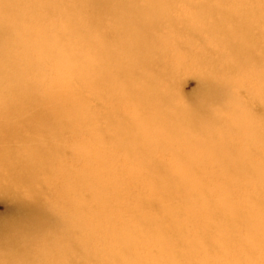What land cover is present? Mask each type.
Wrapping results in <instances>:
<instances>
[{"label":"bare ground","instance_id":"bare-ground-1","mask_svg":"<svg viewBox=\"0 0 264 264\" xmlns=\"http://www.w3.org/2000/svg\"><path fill=\"white\" fill-rule=\"evenodd\" d=\"M149 1L135 6L125 0H0V120L13 119L22 126H32L12 132L19 134V141L23 133L26 137L18 143L34 152L21 173L8 175L2 183L7 185V198L22 205L19 211L28 213L21 221L0 223L2 251H25L38 264H141L132 249L158 246L167 256L162 264H199L194 259L206 256L202 251L217 255L220 249L225 257L232 255L228 251H241L240 259L233 258L240 264L264 262V167L247 160L253 142L242 136L264 123V93L261 89L254 98L247 99L246 105L239 106L235 97L241 99L231 90L242 92L251 78L241 69L255 61L253 45L259 34L254 22L245 10L233 15L204 7L208 16L219 12L207 32L234 59L235 64L228 65L227 70L236 82L215 85L202 77L197 92L191 96L195 108H177L171 100L173 93L178 94V81L164 80L170 78L165 74L169 56L159 48L162 44L174 48V41L165 39L172 35L189 43L188 39L198 38V30L191 26L192 16L176 22L165 15L170 8L184 7L189 0ZM39 11L46 20L51 16L63 19L65 28L57 31L40 25L36 15ZM203 13L202 10L194 19L201 20ZM105 18L111 24L108 34L89 39L87 34L105 25ZM74 46L83 49L87 57L70 60L69 52ZM34 57L54 59L65 72L64 85L66 79H74L79 90L85 88L95 98L99 90L113 92L114 97L107 103H123L115 96L119 95L134 111L129 113L126 107L118 120L108 118L106 129L100 130L76 116L84 107L70 96L45 93L34 97L26 79L34 69ZM174 58L181 68L191 66L176 55ZM196 65L203 63L196 61ZM137 84L141 85L139 90L134 89ZM224 91L232 94V104L219 107L227 113L224 119L214 118L206 105L211 101L221 103ZM224 121L231 122V136L242 139L239 150L218 132ZM60 131L88 134L84 139L88 146L78 149L79 144H74V152L68 151L65 140H60L66 133ZM107 142L115 152L134 159L137 170H131L132 176L147 179V187L155 197L138 202V209L124 210L134 216L140 229H123V238L116 239L109 254L111 258L114 254V263H101L100 253L88 249L94 236L83 232L90 227L88 222L98 216H110L112 203L121 193L119 184L109 181L111 175L104 177L89 167L91 160L103 167L96 152ZM157 155H168L172 161L158 163ZM207 155L221 162L228 158L230 172L236 178L255 181L259 191L255 205L241 211L228 203L219 187L206 186L198 166ZM67 159H80L83 166L65 169ZM51 172L61 173V177L51 181ZM35 185L39 191L34 190ZM92 194L97 204L85 212L77 206L76 199ZM119 218L120 215L113 218L111 223L117 225ZM109 224L100 232H107ZM190 234L195 241H187ZM256 252L261 255L260 261L254 256Z\"/></svg>","mask_w":264,"mask_h":264},{"label":"rangeland","instance_id":"rangeland-1","mask_svg":"<svg viewBox=\"0 0 264 264\" xmlns=\"http://www.w3.org/2000/svg\"><path fill=\"white\" fill-rule=\"evenodd\" d=\"M125 1L128 5L135 6L146 5L150 2L149 0ZM219 1L220 0H189L185 3L184 7L170 8L168 13L165 12L166 16L173 18L176 22L178 20L182 22L186 19V17L192 16L193 23L191 26L198 30V32H196L198 38H192L191 40L188 39L189 43H184V40L186 39L181 38L179 40L176 36L172 35L171 37L167 36L165 39L173 40L176 44L175 47L168 49L165 44H162L159 48L161 53H167L169 56V62L166 65L167 67L165 66V74L170 78H164V80L170 82L174 81L175 83L178 81V94L173 93L174 97L171 100L174 107H180L183 109L195 108L191 104V96L197 92L199 88V80L202 77L208 79V82L211 84L216 83L215 85L222 82H227L233 85L234 82H236L235 76H231L227 70L228 65L230 66L235 64L234 59L222 51L218 44L213 42L212 37L208 34L209 32H207L212 26V21L219 18V12L213 14V17L208 16L209 12L204 8L205 6L219 8L221 12H228L233 15H236L241 10L247 11L250 18L254 22L255 32H258L259 34L258 36H255L253 45L255 61L247 66H243L241 69L242 73L251 77L249 80H246L244 84L242 92L245 95H242V92L238 89L235 90L232 88L231 90L241 99L239 100L235 97L239 106L246 105L247 99L254 98V95L259 93L261 89L264 93V0H222L223 4ZM202 10L204 13L200 16L201 20L198 21L197 19H194L195 16H199L201 14ZM36 15L39 18L40 25L48 27L51 30L61 31L66 26V22L57 16H51L50 19L46 20L42 11L37 12ZM110 27L111 24L109 19L105 18V25L100 27L96 32L90 31L87 34V37L89 39H96L98 35H106L108 34ZM80 37L82 38L84 35H80ZM75 40L78 39L75 37ZM112 50L115 49L113 48ZM69 55L70 60L73 61L81 60L84 57H87V53H85L83 49L77 48V46L71 48ZM175 55L181 58V61H183L184 64L188 63L191 66L181 68L178 64L179 62H177L174 58ZM196 61L197 63H203V65H196ZM33 63L34 69L31 74L26 77L30 93H32L34 97H43L45 93L46 95L48 93L54 94L55 97L70 96L73 101L80 102L84 107V110L78 109L76 116L78 118L86 119L95 129L105 130V120H108V118L118 120V116H122L124 114L123 112H125L126 107V109L129 110V113L134 111L133 107L129 105V102L119 95L115 96L121 98L123 103H117V106L107 103L109 99L114 97L115 93L113 92L105 93L106 90L102 89L98 91V98H95L92 96V93L85 90V88L82 90V87H80L79 90V87L76 85V81L74 79H66V84L64 85L63 82L66 77L64 76L65 72L56 64L54 59L52 60V58L34 57ZM238 65L239 64H237V66ZM146 74L147 76L152 75V73ZM140 88V84L134 86V89L136 90H139ZM222 96H224V100L221 101V103L211 101L206 105L208 113L214 118L224 119L227 113H222L219 107L223 106L222 108H226L232 104L233 98L229 91H224ZM231 98L232 100H230ZM240 112L241 111H239V114ZM255 124L256 126L259 124L257 119ZM230 125V121L222 122L218 127V132L224 136L225 140L231 147L239 150L243 141L241 138L239 139L238 137L231 136L229 129ZM20 128L30 129L33 127L29 125L22 126L19 122L13 119L0 120L1 184L5 182L8 175L12 176L14 173H21V171L26 167V159L29 155L34 153L31 149L25 148L24 145H20L18 143L24 140L26 136L21 133V136L23 137H20L19 141V134L15 135L12 131L20 130ZM82 130L88 132L85 129ZM60 132L66 133L60 136V140H65L68 151L74 152L73 149L76 144H79L76 145V148L78 149L88 146V141L84 140L88 134L79 133V135H76L74 133L68 134L66 131ZM245 135L242 136L244 138L249 137V139L253 142L251 145L253 151L249 153L247 160L254 166L259 165L264 167V144H261V142L264 141V123L260 124L259 129H256V131H251ZM261 136H263V139ZM96 153L102 159V163L105 166L103 165V167H101V163L97 160H91L89 165L90 169L92 172L103 175L104 177L111 175L109 181L113 182L114 180L118 183L121 193L119 198H115L112 203L113 210L110 212V216H98L99 218L97 220L88 222L90 227L88 229L84 228L83 232L91 233L92 236H94L92 242H90V247L88 248L89 251H92L93 253H100V257L98 259L101 263H114V254L113 258H111L109 254L114 249L115 242H117L116 239L118 237L123 238V229L129 228L135 231L140 229V226L135 223L134 216L129 215L124 210L127 208L128 211H133L136 207L138 209V202L149 201L152 198L155 199V197L151 195L150 190L147 187V179H144L143 176H132L131 170H137L136 167H133L135 165L134 159L125 158V155L122 152H115L110 142L105 143L102 150ZM210 157L211 155H207V158H205V160L198 166L199 175L205 179L206 186L209 187V189L219 187L221 194L226 197L228 203H230L232 207L241 211H245L248 207L255 205V199L259 195L255 181L252 179L247 180L245 177L236 178L237 176L230 172L228 158L224 159L225 162H221L216 158L211 159ZM155 161L158 163H169L172 161V158L168 155H157L155 157ZM64 162L66 163L65 169H80L83 166V162H81L80 159L78 162H71L70 159H67ZM51 174V181H55L54 178L61 177V173L58 174L51 172ZM6 188V183L0 186V223L14 222L17 219L18 221H21L22 218L27 217L28 213L23 210L19 211L22 209V205L17 206L15 203L18 202L7 198L8 194ZM46 189L41 191V193H44ZM34 190L39 191L40 187L35 185ZM23 199L26 202L29 201L27 196H23ZM93 199V194L91 197L76 199L77 206L85 212H88L97 204L96 202H93ZM198 205L200 204H196V206ZM119 215V223L114 226L111 223V220ZM108 224V231L105 233L100 232L102 228L108 226ZM136 227L138 228L136 229ZM194 239V236L190 234L187 241L193 242L195 241ZM1 243L3 242L0 241V264H38L34 262L33 258L29 257L25 251H2L4 249L1 247ZM214 243L215 241L213 244ZM132 251H134V256L140 258L141 264L142 262L143 264H162L167 259L165 253H161L158 246L157 248L153 246H144L138 248L136 251L132 249ZM221 251L222 250L220 249L217 255H214V251L209 253L202 251L206 254V256H202L194 260L199 264L203 262L211 264H240L238 262L239 260H235L233 258L235 256L240 259L239 253L241 251H228L231 252L232 255L226 257L223 256ZM210 253L212 255L208 256ZM169 255L170 254H168V256ZM254 256L258 261L261 260V255H259V253L256 252ZM170 259L173 262H177L173 258ZM262 264H264V262Z\"/></svg>","mask_w":264,"mask_h":264}]
</instances>
